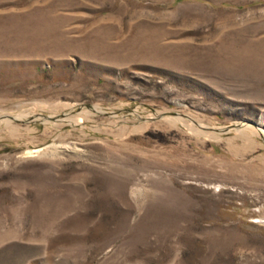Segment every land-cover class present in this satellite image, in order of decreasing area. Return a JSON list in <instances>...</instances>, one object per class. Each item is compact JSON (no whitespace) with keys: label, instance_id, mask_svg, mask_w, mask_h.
I'll return each mask as SVG.
<instances>
[{"label":"rangeland","instance_id":"obj_1","mask_svg":"<svg viewBox=\"0 0 264 264\" xmlns=\"http://www.w3.org/2000/svg\"><path fill=\"white\" fill-rule=\"evenodd\" d=\"M0 121V264H264V0H0Z\"/></svg>","mask_w":264,"mask_h":264},{"label":"water","instance_id":"obj_2","mask_svg":"<svg viewBox=\"0 0 264 264\" xmlns=\"http://www.w3.org/2000/svg\"><path fill=\"white\" fill-rule=\"evenodd\" d=\"M62 116H64V115H62ZM4 117H5V119H9V120H12L14 122H22V121H19L18 119H16L15 117H11V116H4ZM1 118H3V117H1ZM46 119L54 120V118H51V117H46ZM246 123L251 125V126H253V127H255L260 132L258 123H256V122H246ZM220 131H224V130H220Z\"/></svg>","mask_w":264,"mask_h":264},{"label":"bare ground","instance_id":"obj_3","mask_svg":"<svg viewBox=\"0 0 264 264\" xmlns=\"http://www.w3.org/2000/svg\"><path fill=\"white\" fill-rule=\"evenodd\" d=\"M19 116V115H18ZM17 116V117H18ZM24 117V116H23ZM26 117V116H25ZM16 118V117H15ZM19 118H20V116H19ZM22 118V117H21ZM179 118V117H178ZM174 119V118H173ZM173 119H171V120H173ZM176 119V118H175ZM182 119V118H181ZM19 120V119H18ZM177 120V119H176ZM175 121V120H174ZM181 120H179V122H180ZM1 122V121H0ZM5 123H8V120H6V122ZM192 130H194V129H192Z\"/></svg>","mask_w":264,"mask_h":264}]
</instances>
